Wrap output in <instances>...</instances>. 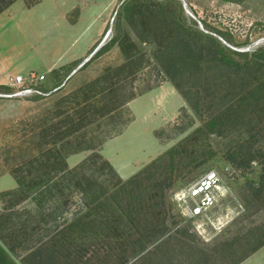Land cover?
<instances>
[{
	"label": "rangeland",
	"instance_id": "374dc122",
	"mask_svg": "<svg viewBox=\"0 0 264 264\" xmlns=\"http://www.w3.org/2000/svg\"><path fill=\"white\" fill-rule=\"evenodd\" d=\"M25 1L28 8L17 5L13 11L27 27L17 30L10 22L6 33L23 55L61 57L67 63L88 45L93 44L86 57L102 46L58 90L0 95V210L11 206L1 190L17 178L56 187V149L70 167L99 151L123 180L161 158L149 175L163 172L172 185L164 189L160 208L154 191L138 196L139 211L127 223L121 210L97 207V200L87 205L85 193L92 200L118 181L108 169L104 174L87 169L94 178L83 183L85 191L71 186L69 196L28 198L7 209L12 213L5 234L14 232L7 241L14 258L23 264L32 247L51 240L58 255L53 264H120L124 257L127 264H232L256 252L251 261L264 262V156L248 168L226 158L229 148L251 134L264 150V0ZM178 25L195 40H217L239 51L238 57L256 53L260 88L235 102L237 97L218 93L213 81L193 79L215 94L199 101L196 112L162 69ZM76 63L48 74L40 87L48 89L53 77ZM30 71L46 68L34 63L22 73ZM11 91L0 88V93ZM68 132L73 133L64 141ZM211 170L223 176L226 197L203 216H184L174 192ZM67 252L72 257L65 258Z\"/></svg>",
	"mask_w": 264,
	"mask_h": 264
},
{
	"label": "trees",
	"instance_id": "16d2710c",
	"mask_svg": "<svg viewBox=\"0 0 264 264\" xmlns=\"http://www.w3.org/2000/svg\"><path fill=\"white\" fill-rule=\"evenodd\" d=\"M16 1L0 0V13ZM37 2L38 0L32 2L30 5ZM176 29V40L161 60L162 69L168 79L173 82L176 89L196 112L199 113V101L208 100L209 96L215 99V94H208L207 91L202 90L195 82H191L193 79L213 81L218 93L225 91L227 96L233 97L232 99L237 97L235 102L250 98L251 94H254L260 88L262 83L254 76V72H260L259 59L256 53L252 54L251 57L241 58L238 56L242 55V53L229 48L217 40H212V43H204L203 41L195 40L188 28L178 25ZM220 78L221 80H219ZM196 85L198 88L195 87ZM2 87L10 88V91L12 90L8 85H0V88ZM72 133L68 132L63 140L69 141V135ZM254 136L255 134H251L227 150L226 158L236 167L248 168L254 160H258L264 156V150L256 146L258 140H254ZM56 150L58 152L56 157L60 161L56 176V187L44 188L45 186L40 185V181L38 180L32 179V183L27 184L26 179L17 178L18 185L16 188L4 190L1 193L4 198H9L11 206L0 210V264H20L12 255L13 248L7 242L14 232L5 234V230L10 227L12 213L8 212L7 209L16 207V205L28 198L42 202L45 197L49 196H69L70 194L66 192V189L72 187L85 191L83 183L89 182L94 178V173L92 175L85 173L87 169L94 167L96 171L100 172L101 170L103 174L108 169L112 179L117 177L118 180L117 183H113L112 190H103V193L93 194L92 200H89L87 198L89 195L85 193L84 197L88 199L87 205H91V203L97 200L95 204L97 207L104 204L121 210V212L125 213L123 221L127 223L132 221L139 211L136 202L138 196H148L151 191H154V195L156 196L154 201L155 206L160 208L165 204L164 189L172 185V178L163 172L158 173V175L154 173L149 175L153 167L161 162V158L153 160L143 171L129 177L127 180H123L120 177L118 178V173L113 164L99 151L93 152L76 166L70 167L66 157L60 153V150ZM261 181L264 184V162ZM51 244V240H45L37 246L32 247L22 263L53 264L58 255L52 249ZM249 256L250 254H247L235 260L232 264H240ZM69 257H72V253H65V258ZM129 260L124 257L120 264H127Z\"/></svg>",
	"mask_w": 264,
	"mask_h": 264
},
{
	"label": "built area",
	"instance_id": "2783aa9c",
	"mask_svg": "<svg viewBox=\"0 0 264 264\" xmlns=\"http://www.w3.org/2000/svg\"><path fill=\"white\" fill-rule=\"evenodd\" d=\"M45 79L46 74L35 71L27 75L10 76L8 83L13 90L8 93H0V95L9 97L45 95L48 92L40 87ZM227 190L228 187L223 176L218 171L211 170L175 191L172 198L184 216L197 218L221 202L226 197Z\"/></svg>",
	"mask_w": 264,
	"mask_h": 264
},
{
	"label": "crops",
	"instance_id": "0c3cea01",
	"mask_svg": "<svg viewBox=\"0 0 264 264\" xmlns=\"http://www.w3.org/2000/svg\"><path fill=\"white\" fill-rule=\"evenodd\" d=\"M20 5V7L28 8L27 3L25 0H17L14 2L10 7L5 9L3 12L0 13V85H9V78L10 76H14L17 74H23L27 75L30 72L22 73V70L27 65H32L34 63H44V67L46 68V71L39 72L46 74V79L48 78V74H52L53 72H57L58 70L66 69V66L68 64H74L75 62H78L76 64L78 65H72L70 67L69 71H66L60 78L53 77V80L51 83L47 86L46 91L55 90L56 88H59L65 80L68 78V76L87 58V54L90 52V49L92 45H88L84 51H80L78 53L72 54L70 56V60L66 63L64 59H61V57H54V58H47V57H40V56H31V55H23L20 53L18 49H16V46L14 43L11 42V40H8L7 37V30L8 25L10 22H13V26L17 28V30H21L22 27L25 29L27 25L24 23L21 18H17L14 14V8ZM34 18H32V21ZM28 21H31V18H29ZM25 22V21H24ZM82 61V62H81ZM23 65L21 69L17 71H11V68H13L16 65ZM76 73V72H75ZM164 86V85H163ZM162 86V87H163ZM109 159L112 161V159L109 157ZM16 180V179H15ZM17 180L16 184L11 185L8 189H13L17 187ZM4 191V190H1ZM257 254H253L250 256L247 260L242 262L241 264H264V262H252V257H254Z\"/></svg>",
	"mask_w": 264,
	"mask_h": 264
},
{
	"label": "water",
	"instance_id": "95a60500",
	"mask_svg": "<svg viewBox=\"0 0 264 264\" xmlns=\"http://www.w3.org/2000/svg\"><path fill=\"white\" fill-rule=\"evenodd\" d=\"M102 46V43H100L96 48H95V50L91 53V55L89 56V57H87L77 68H81L87 61H89V59L91 58V56L100 48ZM76 68V69H77ZM75 69V70H76ZM75 70L68 76V77H70L72 74H74L75 73ZM65 84V82L62 84V85H64ZM61 85V86H62ZM60 86V87H61ZM58 88H56V90H57Z\"/></svg>",
	"mask_w": 264,
	"mask_h": 264
}]
</instances>
